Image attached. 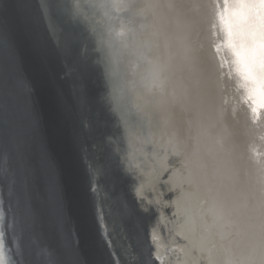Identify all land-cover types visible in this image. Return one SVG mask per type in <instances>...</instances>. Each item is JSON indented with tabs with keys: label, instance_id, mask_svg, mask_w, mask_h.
Listing matches in <instances>:
<instances>
[{
	"label": "water",
	"instance_id": "water-1",
	"mask_svg": "<svg viewBox=\"0 0 264 264\" xmlns=\"http://www.w3.org/2000/svg\"><path fill=\"white\" fill-rule=\"evenodd\" d=\"M236 3L264 0H0V264L264 257V9Z\"/></svg>",
	"mask_w": 264,
	"mask_h": 264
},
{
	"label": "bare ground",
	"instance_id": "bare-ground-1",
	"mask_svg": "<svg viewBox=\"0 0 264 264\" xmlns=\"http://www.w3.org/2000/svg\"><path fill=\"white\" fill-rule=\"evenodd\" d=\"M193 45H194V47H197L198 45H200V41L196 38V41L194 40ZM206 175L209 176V178H213V176H215L211 171L208 174H206ZM219 188L222 190L221 191V193H222L221 206H222V209L224 210L223 217H224V219L226 221H228L230 224H232L234 226V229L237 230V227H238V224H239L238 216H240L241 207H240L239 204H236V203H231L230 205L226 203V205H227L226 206L225 203H224V200H223L224 199V191L225 190H223L224 188L220 184H219ZM227 193H228V196H229V192H226L225 191V197H226ZM194 200L202 208L203 207H206L205 197L202 200H200L198 197H195ZM204 213H205V218H206V210H205ZM194 214H195V212H194ZM206 221H207V218H206ZM208 221H210V220H208ZM242 225H243V223L241 224V222H240V227L241 228H242ZM200 233L202 235H205V237L207 238V246H208V248H212L215 251V253H216L217 259H220V256L222 255L223 252H222L221 248L219 247V243H218L217 237L214 235V233L212 234L211 229H210V226H209L208 223L205 222V223H203L201 225V227H200ZM235 235L238 238L239 233H238V235H237V233H235ZM240 239L241 238L237 239V243L238 244L240 242ZM254 245L255 244H253L251 242L250 247H252V249H254L253 248ZM248 246H249V244H248ZM207 251L209 252L210 250H207ZM239 251L241 252L240 249H239ZM219 253H220V255H219ZM242 257H243V260H244L245 264H264V257H262L259 253L255 252L254 250H253L252 259H247V258H245L244 255H242Z\"/></svg>",
	"mask_w": 264,
	"mask_h": 264
},
{
	"label": "snow or ice",
	"instance_id": "snow-or-ice-1",
	"mask_svg": "<svg viewBox=\"0 0 264 264\" xmlns=\"http://www.w3.org/2000/svg\"><path fill=\"white\" fill-rule=\"evenodd\" d=\"M230 2H231V0H230ZM235 6H236V7H259V8H261V9H264V3H260L259 5H255V4H253V5H244V4L236 3ZM0 42H2V40H0ZM255 110H256V109H253V111H255ZM130 255H131V257H132L133 259H135V256H136V255L131 254V253H130Z\"/></svg>",
	"mask_w": 264,
	"mask_h": 264
},
{
	"label": "clouds",
	"instance_id": "clouds-1",
	"mask_svg": "<svg viewBox=\"0 0 264 264\" xmlns=\"http://www.w3.org/2000/svg\"><path fill=\"white\" fill-rule=\"evenodd\" d=\"M262 107H264V106H262Z\"/></svg>",
	"mask_w": 264,
	"mask_h": 264
}]
</instances>
